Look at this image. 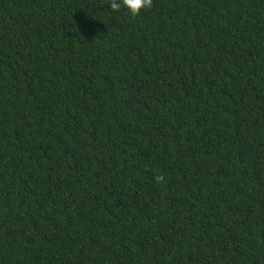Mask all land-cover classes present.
Listing matches in <instances>:
<instances>
[{"label":"trees","instance_id":"obj_1","mask_svg":"<svg viewBox=\"0 0 264 264\" xmlns=\"http://www.w3.org/2000/svg\"><path fill=\"white\" fill-rule=\"evenodd\" d=\"M0 264H264V0H0Z\"/></svg>","mask_w":264,"mask_h":264},{"label":"clouds","instance_id":"obj_2","mask_svg":"<svg viewBox=\"0 0 264 264\" xmlns=\"http://www.w3.org/2000/svg\"><path fill=\"white\" fill-rule=\"evenodd\" d=\"M153 7V0H110V8L112 11H120L124 9L135 18L141 14L142 11L149 10ZM163 176H157L156 181L159 183L163 181Z\"/></svg>","mask_w":264,"mask_h":264}]
</instances>
